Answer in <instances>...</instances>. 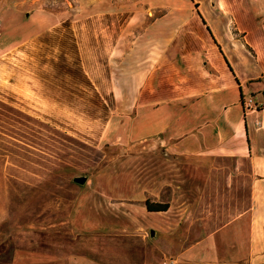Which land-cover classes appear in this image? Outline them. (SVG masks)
<instances>
[{"label":"crops","instance_id":"crops-1","mask_svg":"<svg viewBox=\"0 0 264 264\" xmlns=\"http://www.w3.org/2000/svg\"><path fill=\"white\" fill-rule=\"evenodd\" d=\"M243 90L201 97L189 108L201 109L194 129L173 106L157 108L135 135L157 146L83 184L74 179L92 170L91 149L79 156L65 136L63 151L61 119L10 110L0 130V264H264V96L247 116Z\"/></svg>","mask_w":264,"mask_h":264},{"label":"rangeland","instance_id":"rangeland-1","mask_svg":"<svg viewBox=\"0 0 264 264\" xmlns=\"http://www.w3.org/2000/svg\"><path fill=\"white\" fill-rule=\"evenodd\" d=\"M240 83L241 105L261 100L247 87L264 86V0H0V130L12 109L61 119L63 151L65 136L79 156L92 151L81 177L108 166L116 176L157 146L135 137L157 108L173 106L194 129L201 109L189 108Z\"/></svg>","mask_w":264,"mask_h":264},{"label":"built area","instance_id":"built-area-1","mask_svg":"<svg viewBox=\"0 0 264 264\" xmlns=\"http://www.w3.org/2000/svg\"><path fill=\"white\" fill-rule=\"evenodd\" d=\"M242 107H243V111H244L245 115H247V116L248 115H254L255 116L260 112L259 104L256 103L254 101V99L251 97H249L243 101ZM252 124H253V128L255 130H261L263 128L262 121L257 117L253 118ZM165 264H173V263L171 261H169L168 263H165Z\"/></svg>","mask_w":264,"mask_h":264},{"label":"trees","instance_id":"trees-1","mask_svg":"<svg viewBox=\"0 0 264 264\" xmlns=\"http://www.w3.org/2000/svg\"><path fill=\"white\" fill-rule=\"evenodd\" d=\"M225 62H226V60H225ZM262 94L264 96V91L262 92ZM240 97L242 98V95H240ZM146 207H147V210L150 212H159V211L167 210V205H153V204H149L148 202H146Z\"/></svg>","mask_w":264,"mask_h":264},{"label":"water","instance_id":"water-1","mask_svg":"<svg viewBox=\"0 0 264 264\" xmlns=\"http://www.w3.org/2000/svg\"><path fill=\"white\" fill-rule=\"evenodd\" d=\"M74 182L77 184H83L85 182V178L84 177H77L74 179Z\"/></svg>","mask_w":264,"mask_h":264}]
</instances>
